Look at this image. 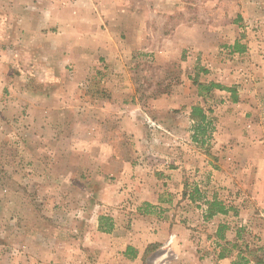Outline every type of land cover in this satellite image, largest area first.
<instances>
[{
	"label": "crops",
	"instance_id": "crops-1",
	"mask_svg": "<svg viewBox=\"0 0 264 264\" xmlns=\"http://www.w3.org/2000/svg\"><path fill=\"white\" fill-rule=\"evenodd\" d=\"M152 1L0 0L1 41L13 32L11 44L18 53L26 52L28 63L34 62V50H40L38 54L44 57L35 61L44 63L40 77L48 80L44 83L50 88L47 93L64 96V105L68 101V143L79 144H68V156L84 159L79 171L95 175L98 181L105 175L113 177L106 188H111L112 194L107 193V199L99 202L105 209L96 215V226L100 218L109 219L112 229L107 235L124 241L120 258L133 263L147 244L158 243L165 252L175 254L176 263L168 264H247L234 262L223 253V246L243 243L239 230L248 235L253 228L257 238L264 236L263 222L256 214L264 208V0H241L245 27L241 39L228 42L239 44L240 49L229 51V55L240 60V67L237 72H228L225 65L223 74H217L220 81L212 82L225 89L195 92V100L185 107V123L191 131L186 136L193 141L205 140L207 148L187 156L181 153L174 166L165 164L151 170L140 161L124 168L114 162L119 156L114 150H119L123 138L151 142L158 133L185 137L181 124L172 134L165 116L160 119L149 112L157 109L166 115L180 109L185 93L181 100L175 97L176 91L165 89L145 103L135 82L134 55L148 49ZM171 2L159 0L155 7L168 15ZM175 29L177 32L181 25ZM250 29L256 32L252 34ZM169 52L167 46L156 58L168 61ZM37 74L32 75L36 80ZM238 83L241 93L232 100L227 86ZM211 96L220 99L211 105L207 103ZM174 98L181 106L174 105ZM196 102L205 115L202 124L210 125L205 139L193 133L198 124L190 112ZM91 158L96 159L94 165ZM191 188L200 196L191 194ZM124 195L129 202L124 201ZM213 199L222 202L226 212L206 219L208 202ZM120 203L124 209L118 211ZM143 205L150 207L147 213L142 212ZM125 218L130 226L123 228Z\"/></svg>",
	"mask_w": 264,
	"mask_h": 264
},
{
	"label": "rangeland",
	"instance_id": "rangeland-1",
	"mask_svg": "<svg viewBox=\"0 0 264 264\" xmlns=\"http://www.w3.org/2000/svg\"><path fill=\"white\" fill-rule=\"evenodd\" d=\"M171 1L168 15L158 12L155 6L159 0L152 1L154 11L146 35L148 49L134 55L135 82L145 103L158 98L165 89L176 91L175 97L181 100L185 93L184 106L174 98V105L181 106L180 109L166 115L157 109L149 110L160 119L165 116L172 134L181 124L179 129L184 128L185 137L158 133L151 142L128 141L125 137L118 143L119 150H114L116 155L119 153L114 158L119 167H131L132 162L140 161L151 170L165 164L174 166L181 153L187 156L196 149L207 148L205 140L193 141L186 136L191 131L185 123L188 116L185 107L195 100L193 93L204 94L209 83L220 81L217 74H223L225 65L228 72L230 69L237 72L240 67V60L229 55L233 45L239 44L228 42L241 39L239 35L245 27L241 0ZM177 25L181 29L176 32ZM250 30L252 34L256 32ZM13 38L11 31L9 39L3 42L0 36V264L176 263L172 250L165 252L158 243L147 244L137 261H124L120 258L124 247L122 238H112L97 228L96 215L102 208L99 202L107 199V193L112 194L113 190L106 188L110 187L113 177L105 175V179L98 181L95 175L91 177L79 171L84 159L68 156V101L64 105V96L59 98L57 94L47 93L50 88L44 87V83L48 80L40 77L44 63L35 61L41 56L40 50H34V62L28 63L26 52L18 53L19 49L11 44ZM167 46L171 58L168 61L156 58ZM37 72L36 80L32 75ZM227 87L231 88L232 100L239 97L240 83ZM209 98L207 103L211 105L220 99L219 96ZM209 130L210 125L201 122V127L194 126L193 133L205 139ZM70 143L71 147L79 145L71 140ZM89 161L94 165L96 159ZM188 162L186 165L190 167V159ZM190 191L192 194L193 188ZM125 196L124 201L129 202ZM130 208L132 211L133 207ZM123 209V203L116 207L118 211ZM141 210L149 211L150 207L143 205ZM263 213L264 208L256 214L264 225ZM100 222L103 227L111 223L106 216ZM129 226L125 218L123 228ZM254 230L250 229L248 235L239 230L243 243L228 242L223 246V253H228L234 262L262 264L264 236L257 238Z\"/></svg>",
	"mask_w": 264,
	"mask_h": 264
},
{
	"label": "trees",
	"instance_id": "trees-1",
	"mask_svg": "<svg viewBox=\"0 0 264 264\" xmlns=\"http://www.w3.org/2000/svg\"><path fill=\"white\" fill-rule=\"evenodd\" d=\"M239 49H240L239 46L237 45V43H235L233 45L232 51H237ZM199 86H201V85H199ZM214 87L225 89L221 85L209 83V85L205 87V89H206L205 91L208 92L210 89H212ZM227 89L231 90V88H227ZM190 118L192 120H194L195 122H197V124H198L197 127H201L200 123L205 120V115L203 113L202 107L199 106V104H194L192 106L191 112H190ZM202 130H203V128H202ZM193 193H196L197 195H199L196 188L193 189ZM146 206H148V205H146ZM142 212L147 213V211H145V210H143ZM225 212H226V209H225L224 205L222 204V202H220L216 199H213L212 201L208 202V211H207L206 215H204V218L207 219L216 213H225ZM98 228L100 231L109 232L112 229V223H109L107 227H103V224H101V222H100ZM127 249L129 250L130 247H128ZM219 256L222 257L223 254L220 253Z\"/></svg>",
	"mask_w": 264,
	"mask_h": 264
},
{
	"label": "built area",
	"instance_id": "built-area-1",
	"mask_svg": "<svg viewBox=\"0 0 264 264\" xmlns=\"http://www.w3.org/2000/svg\"><path fill=\"white\" fill-rule=\"evenodd\" d=\"M262 217L264 219V213L262 214ZM261 261H262V264H264V249L261 252Z\"/></svg>",
	"mask_w": 264,
	"mask_h": 264
}]
</instances>
